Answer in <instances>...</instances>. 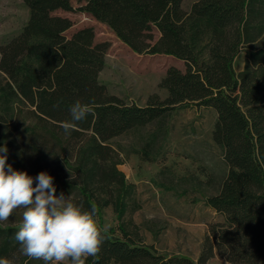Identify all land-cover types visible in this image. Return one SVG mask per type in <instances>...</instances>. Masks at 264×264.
Here are the masks:
<instances>
[{"label": "trees", "instance_id": "16d2710c", "mask_svg": "<svg viewBox=\"0 0 264 264\" xmlns=\"http://www.w3.org/2000/svg\"><path fill=\"white\" fill-rule=\"evenodd\" d=\"M182 1L76 0L74 9L71 0H22L28 19L0 46V124L22 113L20 105L32 120L23 128L26 156L10 159L15 170L32 177L47 172L56 194L71 195L85 209L95 205L100 226L106 207L117 220L86 264H208L214 256L264 264V0H196L188 11ZM57 10L87 13L133 52L172 56L184 69L166 70L158 84L164 99L151 95L144 106L127 104L98 80L107 45L94 42L91 27L66 36L72 22L52 14ZM239 53L244 63L236 72ZM77 99L93 104L94 114L65 135L59 125L70 119ZM188 106L215 110L211 139L227 166L217 193L204 200L223 220L208 225L195 261L158 253L131 237L124 219L135 204V186L117 169L119 152L109 143ZM153 138L139 152L144 161H151ZM20 223H0V257L43 264L18 251Z\"/></svg>", "mask_w": 264, "mask_h": 264}, {"label": "rangeland", "instance_id": "374dc122", "mask_svg": "<svg viewBox=\"0 0 264 264\" xmlns=\"http://www.w3.org/2000/svg\"><path fill=\"white\" fill-rule=\"evenodd\" d=\"M196 0H183L182 8L189 10ZM74 9L79 4L71 0ZM52 14L67 17L72 26L65 32L70 36L83 27H91L95 43H105V63L98 80L107 93L118 96L125 103L146 105L151 95L164 99L166 90L158 84L169 67L184 69L183 62L163 54H137L123 44L104 24L77 10L54 11ZM28 19V9L22 0H0V46L17 35ZM154 40L159 36L153 31ZM243 67L244 56L238 54L233 68ZM0 75V81H1ZM18 113L7 123L0 124V147L7 146L8 160L26 156L24 145L25 125L32 120L20 105ZM216 112L207 107H179L143 128L113 138L109 143L119 152L117 169L127 182L135 186L133 207L125 216L128 231L133 239L153 245L158 253L182 255L195 261L208 225L221 222L223 217L205 205L207 196L217 193L226 176L227 166L222 149L211 139ZM151 161L141 159L139 152L151 141ZM58 195V194H57ZM132 205V204H131ZM23 209L14 212L6 224L21 222ZM101 226L117 229L112 208L102 210ZM116 234L120 232L116 230ZM208 264H230L214 256Z\"/></svg>", "mask_w": 264, "mask_h": 264}, {"label": "clouds", "instance_id": "9594fccd", "mask_svg": "<svg viewBox=\"0 0 264 264\" xmlns=\"http://www.w3.org/2000/svg\"><path fill=\"white\" fill-rule=\"evenodd\" d=\"M92 114L93 104L77 99L69 108L70 119L59 126L65 135H71ZM7 160L5 145L0 147V223L23 209L14 234L20 254L43 264H86L89 257L98 256L110 225L101 228L97 223L95 205L85 209L71 195L65 196L63 192L57 195L54 178L47 172L32 177L15 170ZM0 264H12V261L0 257Z\"/></svg>", "mask_w": 264, "mask_h": 264}, {"label": "crops", "instance_id": "0c3cea01", "mask_svg": "<svg viewBox=\"0 0 264 264\" xmlns=\"http://www.w3.org/2000/svg\"><path fill=\"white\" fill-rule=\"evenodd\" d=\"M239 54H242V53H239ZM235 58H236V57H235ZM234 60H235V59H234ZM233 64H234V62H233ZM241 65H242V63L239 64V68H238V69H240ZM240 70H241V69H240ZM240 70H239V71H240Z\"/></svg>", "mask_w": 264, "mask_h": 264}]
</instances>
